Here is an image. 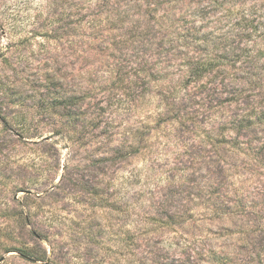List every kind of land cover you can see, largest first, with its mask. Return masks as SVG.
Returning <instances> with one entry per match:
<instances>
[{"label":"rangeland","instance_id":"rangeland-1","mask_svg":"<svg viewBox=\"0 0 264 264\" xmlns=\"http://www.w3.org/2000/svg\"><path fill=\"white\" fill-rule=\"evenodd\" d=\"M0 264H264V0H0Z\"/></svg>","mask_w":264,"mask_h":264},{"label":"trees","instance_id":"trees-1","mask_svg":"<svg viewBox=\"0 0 264 264\" xmlns=\"http://www.w3.org/2000/svg\"><path fill=\"white\" fill-rule=\"evenodd\" d=\"M168 4H170V1H168ZM101 8L105 9L106 5L103 3L101 5ZM175 9H176V7H175ZM127 10H128V12L130 11V9H128V8H127ZM125 13L126 12H123V15ZM195 15L200 16L201 15V10H197L195 12ZM175 19L176 20L171 22V24H172V31L171 32L173 34V40H172L173 43H176V42L180 43L181 41L183 42V40H185L186 47L189 48V49H193V50L194 49L198 50L200 48L201 44L208 43V40L207 39L206 40L203 39V36L200 35V33H198L199 35L198 34L195 35V33L199 29L198 27L192 29V31H189V28L187 27L188 25L186 24L185 19H181L180 17L179 18H175ZM182 22L184 24L180 25ZM107 25H109V24H107ZM112 26H117V25H115V23H113ZM169 26L171 27V25H169ZM102 29H103L102 32L103 31H107V30H111L108 26H104V27H102ZM115 37H116V39H115L116 41H118V42L121 41V43L123 42L121 36L118 37L117 35H115ZM126 43L128 45L129 40H127ZM182 49H184L183 43H182V45L177 46L175 50L176 51L177 50L181 51ZM219 50L220 49H218V52H219ZM213 54H214V52L210 53V55L207 56L206 59H204V56L203 57H187L186 62H185V61L181 60L183 55L179 53L177 58H179L178 60L183 62V64L181 62L182 65H179V66H180L181 69L186 68L187 74H188L187 77L184 80L189 82V83H191V82L197 83L207 73L208 74L216 73L217 76H220V74L223 73V74H225L224 78L226 76L234 75L233 72L230 73L229 70L227 69V66L231 65L230 62H231L232 59H229L230 55L229 54H227V55L224 54V55H222L223 56V58H222L221 56H217V55H213ZM244 55H247V54H246V52L244 50H242L240 52V54L236 55V56L238 58H242ZM247 60H249V58ZM233 66H235V65H231V67H233ZM259 76H260V73L257 74V77H259ZM213 77H215V76H213ZM225 86H227V87H225V90H227L229 88L231 89V87H232V86H230L228 84L225 85ZM233 96H241V94L235 93V95L233 94ZM231 102H236V101H235V99H232ZM246 122L249 123L250 120H246ZM239 126H241L240 128H244V126H246V125H244V124L242 125V123H241ZM165 180H166L167 183H169V185H168L169 187H170V185H171V187H173L175 185L176 181H177L176 179H173L171 177H166ZM185 181L188 183V185H190L193 182V180L190 179V177L188 178V175L186 176ZM180 184H182V183H180Z\"/></svg>","mask_w":264,"mask_h":264}]
</instances>
